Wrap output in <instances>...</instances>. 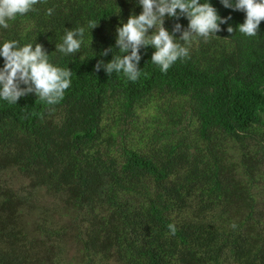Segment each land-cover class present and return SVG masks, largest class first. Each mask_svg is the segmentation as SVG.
Segmentation results:
<instances>
[{"label":"trees","instance_id":"16d2710c","mask_svg":"<svg viewBox=\"0 0 264 264\" xmlns=\"http://www.w3.org/2000/svg\"><path fill=\"white\" fill-rule=\"evenodd\" d=\"M210 2L234 29L243 22ZM133 11L130 0H41L0 30V42L36 40L48 53L66 29L92 39L76 55L51 54L73 73L59 103L0 101V171L17 170L75 214L61 229L40 219L29 231L30 204L0 185V264H264V21L256 37L193 41L166 73L150 48L135 82L94 72ZM141 114L148 145L138 149L123 132Z\"/></svg>","mask_w":264,"mask_h":264},{"label":"clouds","instance_id":"9594fccd","mask_svg":"<svg viewBox=\"0 0 264 264\" xmlns=\"http://www.w3.org/2000/svg\"><path fill=\"white\" fill-rule=\"evenodd\" d=\"M41 0H0V30H7L10 22L34 10ZM134 8L126 22L121 20L115 28L114 45L104 49L100 55L111 59L105 62L97 60L94 72L103 71L107 76L113 73L123 74L132 82L141 75L140 62L150 48V61L166 73L179 59L189 57L193 41L201 39L207 42L226 31L229 34L238 31L245 37H256L264 21V0H219L220 5L233 12H242V23L235 26L231 12L221 16L210 0H130ZM53 9H47L52 15ZM171 21L170 27L166 22ZM182 21H186L184 24ZM98 23L89 21L88 30ZM222 26H226L222 28ZM92 37V36H91ZM92 43V39H91ZM85 40V28L66 29L55 44V51L48 53L43 45L34 42L21 44L9 39L0 42V101L10 105L17 104L22 98L34 95L47 105H55L63 99L71 86L72 70L53 63L51 54L72 56L80 52L82 46H90ZM144 49L145 51H141ZM114 50L118 55H114ZM174 233L175 229L169 225Z\"/></svg>","mask_w":264,"mask_h":264},{"label":"rangeland","instance_id":"374dc122","mask_svg":"<svg viewBox=\"0 0 264 264\" xmlns=\"http://www.w3.org/2000/svg\"><path fill=\"white\" fill-rule=\"evenodd\" d=\"M149 118V115H140L141 125L138 124L140 125L139 129L131 128V124L129 123L127 131L125 133L123 132L124 142H131L138 149L146 147L148 145V139L146 133H142V131L149 122ZM186 124L187 122H185ZM188 133H192L191 128L188 129ZM0 185L2 188H10L18 192L30 204L26 219V226L29 231L34 230L35 222L40 219L45 221L46 226L61 229L62 226L75 217V214L67 211L68 209L65 206L63 197L51 196L45 188L31 192L28 189L29 181L15 169L0 171ZM64 252H68L67 257L69 258L77 256V247L72 243V240L66 241Z\"/></svg>","mask_w":264,"mask_h":264}]
</instances>
